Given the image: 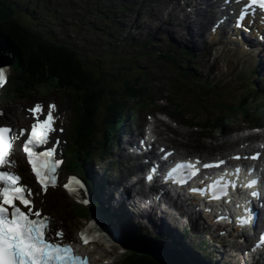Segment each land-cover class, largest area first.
Masks as SVG:
<instances>
[{"label": "snow or ice", "instance_id": "snow-or-ice-1", "mask_svg": "<svg viewBox=\"0 0 264 264\" xmlns=\"http://www.w3.org/2000/svg\"><path fill=\"white\" fill-rule=\"evenodd\" d=\"M250 3L264 10V0H250ZM245 16L244 12L239 14L240 18ZM251 22V21H250ZM264 40V37H259ZM7 55V53H0ZM6 67L0 66V85L6 82ZM41 108L37 104L30 111L35 115ZM54 105H48V115L46 118L36 121L31 125V130L27 133V139L23 141V151L27 156V162L35 175L36 181L40 185V191H45L49 184L54 186L56 176L55 170L61 161L53 158L54 148L49 147L44 151H35V146L44 145L48 142L49 133L52 128L54 117L52 110ZM21 135L24 129L20 130ZM12 129L8 126H0V166L10 163L8 157L12 149ZM239 159V157H236ZM255 159V156L252 157ZM219 163H224L220 161ZM213 165L205 164L204 167ZM194 165L183 162L177 163L166 174V179L173 175L185 173L188 176L194 175ZM186 170V172H185ZM155 172V169L152 170ZM239 172V169H236ZM149 175L146 179H151ZM186 180L181 178L179 183L184 184ZM219 184V182H216ZM232 185L235 181H230ZM257 183L253 179L247 187H252ZM228 184H220L218 192L226 194ZM65 189L72 195L78 196L79 190L84 188L83 183L76 177H71L64 185ZM209 187H213L210 185ZM199 191L202 189H190ZM32 190L21 182V178L6 170H0V264H87V258L76 255L71 250L70 243H62L63 233L60 230L52 237L49 228V217L41 218L40 211L33 212L31 196ZM251 197H258L257 191L250 193ZM87 201H85L86 203ZM219 218V217H218ZM255 213L250 207L245 208V215L238 216L237 221L241 225H247L254 221ZM91 229V231H89ZM103 233L90 222L80 233L82 243L100 240Z\"/></svg>", "mask_w": 264, "mask_h": 264}, {"label": "rangeland", "instance_id": "rangeland-1", "mask_svg": "<svg viewBox=\"0 0 264 264\" xmlns=\"http://www.w3.org/2000/svg\"><path fill=\"white\" fill-rule=\"evenodd\" d=\"M48 1L52 4L51 5H47V4L43 5V3L41 1V2H39V5L41 6L42 9H47L49 12L53 13L52 7L55 8L56 2L60 3V0H58V1L54 0V2H52L51 0H48ZM93 4H95V2L92 4H89V6L91 7ZM125 5L126 6H137L135 4L131 5L129 3H125ZM109 10H112V8H110ZM60 12L63 13V16H64L65 10L61 9ZM44 14H46V13H44ZM108 14L111 15V17H113L112 12H109ZM148 17H149V15L133 18V14L126 13L125 20H126V22H130V23L133 22L134 23V26H133L134 29L131 31L127 30V33H129L128 38H126L124 40V42L119 47L124 48L128 52L129 55L140 54L142 49H139V46H140L139 43H141V41L144 39L145 36H152L153 40L148 45V48L143 49V51H147L150 53L148 58H146L147 61L157 64L158 59L153 58L152 55H156V51H158L162 48L167 49L169 41L167 39L166 40L162 39V38H166V37H160L157 29L153 33H147L143 29V27H145V25H149V26L152 25L151 27H156L159 24L157 22V20L149 17L151 19L150 20ZM147 20H149V21H147ZM78 26H80V25L76 24V25H72L69 28L70 32H72V35H75L77 38L84 39L83 41L89 40L90 43H91V40L94 42V41H97L99 39H102L103 36H106V35H108V33H110L108 31H110V30L112 31L111 28L108 29L107 26H105V24H103V22H101V21L97 22V24H96L97 27H94V26L89 27L88 23L87 24L86 23L81 24L80 28H78ZM111 27H112V23H111ZM106 28H107V31H106ZM163 28L165 30H167L166 34L170 38H172L174 41H176V37L178 39V37L186 36L184 31L181 30L180 28L176 29V30L173 28L171 30H168L165 27H163ZM194 29L198 30L197 26H195ZM198 32H200V30H198ZM68 33H69V30H66L65 34H68ZM76 37H75V39H76ZM187 38L189 39V37H187ZM85 39H88V40H85ZM198 39H199V37H198ZM155 42H156V44H155ZM79 43H81V42H79ZM179 43H182V42L179 41ZM95 45H96V43H95ZM174 45H176V44H174ZM112 47H115V44H112ZM99 48L105 49L104 47H99ZM175 50H176V56L179 58V61L177 63L180 64V63H182V61L184 59L185 53H183L181 47H179L177 45L175 46ZM209 50L210 49H202V50L196 51L197 58L195 60L197 62L199 61V62L205 64L204 72H209L212 65L216 64L217 68L213 70V74H222V76H227L228 78L234 79L236 81L235 82L236 83L235 88L233 89V90H236V93H234L235 96H237V97L240 96V94L242 92L246 91L245 89L248 88L247 85H245L243 83H246V84L254 83V85H256L257 87H260L259 86L260 84L262 85V82H260V81L263 79V76H262L261 72L255 73V68H253V62H254L253 58L247 56L244 60H240L239 56H238L233 60L231 57L228 58V56H225V55L217 58L215 55L208 56ZM103 52H104L103 57L106 60L105 64L107 63V65L108 64L111 65V66L102 65L103 68L106 69V67H108V69H109V68L116 67L118 69L121 66L122 62L121 61L118 62L119 53L115 52V54H112V57L110 58L109 56H107L108 54L105 53V51H103ZM115 59H116V61H115ZM137 62H140V61L138 60ZM88 64L91 68H93L95 70V73L98 76L100 74V72L98 71L99 68L96 66V64L91 63V62ZM141 65L142 64L139 63V67ZM156 67L157 66H153V68H151L147 74V79L153 80L151 87H149V91H150V89H153V92H154V88H156L158 77L155 78V75H150V74L155 73V71L157 70ZM142 70H143V68H142ZM83 82H84V85L86 86V89L88 91L94 90L95 79H91V78L84 76ZM239 84H242V85H239ZM172 85L173 84H171V82H168V78L166 76H163L161 83H158V86L160 87L159 92H161L162 95H164V96L168 93V97H173V96L178 97V100L176 101L178 105L179 104H186V106L182 107L183 110H185V112L192 110L193 100L191 98L186 99L184 97L179 96V93L182 91V87H181L180 83L176 82V84H175L176 87H174L173 91H171ZM115 86H117V85H115ZM111 88H113V86L107 84L104 87L105 90H100V91L106 93V90L111 89ZM172 92L174 94H172ZM176 92H178V94H176ZM151 96H152V93H151ZM209 97H210V95H206V94L200 92L199 95L195 96V99L200 104L201 103L204 104L205 110L212 112V110H215V108L212 105H210L211 102L209 101ZM160 103H161V105L159 106V108L166 110L167 112H172L173 114H175L174 113L175 111L170 107L172 105V103L167 104V102L165 100H161ZM148 110H152V111L155 110L154 106H152L148 109H145V111H148ZM181 115H183V114H181ZM193 115H196V114L194 113ZM157 119H159L161 122V121H163L164 118H163V116H158ZM179 119L180 118L178 116L177 120H171V121L165 120L164 121L165 125L160 124V128L161 129L167 128L166 130L168 131L169 134L172 135L171 138L173 141L185 142V143H188L189 145H191L193 147H201L202 146L201 148H213V147H215L214 144L208 142L210 140L206 136H212L215 138L218 137L219 139L216 141L220 142V137L222 135L221 131L224 130L226 127L235 128V127H240L243 125V123L238 121L239 119L234 120V118L233 119L230 118L228 120V122H226L224 124V126L220 129H219V127H217V128L211 127V128H208L207 130H202L200 127H198L195 124H186L183 122H179L178 121ZM196 121H198V116H194L193 118L191 116L190 117L187 116V121H186L187 123L196 122ZM67 202H69V201H67ZM77 216H78V214L75 217V215L72 213V211H71V213H69V215L66 216V220L68 223H65V225H66V232L68 234H74L75 230L78 228L79 223L81 221H83V219H79ZM157 223H158V221H157ZM112 225L115 226V224H112ZM110 228L113 229V227H110ZM109 246L111 248H113L112 251H114V253H111L112 258H114L113 264H117V262L120 261L122 254L125 253L126 250H120L119 249L120 251H123V252L122 253L121 252L116 253L117 251L115 249L116 248L115 243H114V246L112 244H109ZM131 264H133V263H131Z\"/></svg>", "mask_w": 264, "mask_h": 264}, {"label": "trees", "instance_id": "trees-1", "mask_svg": "<svg viewBox=\"0 0 264 264\" xmlns=\"http://www.w3.org/2000/svg\"><path fill=\"white\" fill-rule=\"evenodd\" d=\"M89 3H91L90 0H87L85 2L86 5L88 4V7H89ZM10 10H16V7H14L13 5L7 6L5 9V12H9ZM32 13H33L32 10H29V14L31 15ZM73 14L75 13L68 12L66 14V17H67L66 21L64 18L61 19V23L64 28V29L61 28L62 31H64L65 29H68V27L65 24L66 23L71 24L70 19L71 17L73 18ZM23 17H24V14L20 18H23ZM2 19H5V16L0 14V22H2ZM97 22L98 21H95V22L92 21L91 22L92 26H95ZM5 25L10 26L9 29L11 30H9L8 28L6 30L5 29L3 30L10 32L11 35H12V32L13 34L17 35L15 27L18 28L22 26L21 29L23 28V30H28L24 38L25 39L24 41L41 43L43 49L45 48L44 50H41L40 48L34 47L33 50H35L36 53H34L29 58V67L33 68L31 69L32 76L35 77L34 79L36 81L43 82L44 84H48L52 86H67V87L75 88L79 90L85 87L84 82H83L84 75H82L80 72L87 71L91 74H93V72H91L90 68L86 66L85 64H80V66L74 67L73 62L71 61L70 58L65 57V56H60V57L56 56L57 54H63L62 51L64 50L62 47H56V45H58V40L56 39V35L50 36L49 34L50 32H46L40 28L29 29L28 24H26L25 21H20L15 18L12 20V22H9ZM0 27H5V26L0 23ZM47 38H49V42L46 41ZM22 44H23V40L21 43V49L23 48ZM23 51H24V48L22 49V52ZM81 60H85V58L82 57ZM157 257L158 259L156 260H154L153 258L151 259L142 258L143 260L134 261V264L162 263L161 257L159 256ZM163 257L170 264H188L182 261L174 260L171 254L167 252L163 255Z\"/></svg>", "mask_w": 264, "mask_h": 264}, {"label": "bare ground", "instance_id": "bare-ground-1", "mask_svg": "<svg viewBox=\"0 0 264 264\" xmlns=\"http://www.w3.org/2000/svg\"><path fill=\"white\" fill-rule=\"evenodd\" d=\"M100 0H98V1H96L95 3H98ZM142 0H138L137 2L136 1H133V0H122V2H123V4L125 5V3H129V4H131V5H140L142 2H141ZM156 1V0H155ZM205 2V1H204ZM183 3L185 4V3H187V0H183ZM190 3H192L191 1H190ZM204 5L205 6H208V3H204ZM188 6V5H187ZM155 7V6H154ZM192 8V7H191ZM52 12H53V9H52ZM154 11H152V13H153ZM157 13H160L161 11H156ZM221 15H223V13H222V10L220 9L219 11H218ZM259 12V11H258ZM156 14V13H155ZM260 14V13H259ZM149 15V14H148ZM110 17H111V15H109ZM113 16V15H112ZM130 16V15H129ZM254 16V18H255V20H256V22L257 23H259V24H262V22H263V18L261 17V16H259V15H256V14H254L253 15ZM225 17H226V15H225ZM112 18V17H111ZM149 18V17H148ZM127 19V18H126ZM150 19V18H149ZM151 20V19H150ZM147 21H149V20H147ZM146 22V21H145ZM153 22V21H152ZM177 22H180V23H182V21H177ZM228 20L226 21V24L228 25ZM133 23V22H132ZM101 24V23H100ZM137 24V23H136ZM150 24V23H149ZM186 25V23H184V24H182L181 26H185ZM102 26V25H101ZM152 26V25H151ZM232 27V26H231ZM190 28V24L189 23H187V29H189ZM97 29V28H96ZM101 29V28H100ZM108 29H110V28H108ZM148 30H152V28H147ZM256 29H257V35H253L249 40H250V42L253 44V45H256L257 47H255V49H260L263 45H264V40H262V42L260 43V38L259 37H264V30L261 28V27H256ZM113 31V30H112ZM111 30L110 31H108V32H110V34L111 35H113L114 34V32H112ZM230 36H228L227 37V41H234V39H233V37H232V28H230ZM104 33V32H103ZM113 33V34H112ZM173 33V32H172ZM217 35H218V32H213V34L211 35V37L212 38H215V37H217ZM159 36H160V34H159ZM177 38V37H176ZM167 39V38H166ZM153 40V39H152ZM253 42H252V41ZM235 42V41H234ZM155 44H156V42H155ZM161 44V43H160ZM86 66H88L89 68H90V70H91V72H93L95 75H96V73H95V70L93 69V68H91L90 66H89V64L87 65V64H85ZM211 67V66H210ZM98 81V80H97ZM14 114L15 115H18L19 117H23L24 118V115H25V108H16V109H14ZM158 131V133L159 134H161V132L159 131V130H157ZM242 135H239V138L241 137ZM17 140L19 141V137L17 136ZM80 192H81V194H82V197H83V199H85L86 198V192H85V190L84 189H80ZM190 225L187 227V230H189V228L191 229V225H192V223L190 222L189 223ZM80 226H81V229H82V227L83 226H85V223H81L80 224ZM112 230H114L116 233H118V234H120V235H123L122 234V232H120L118 229H116V228H114L113 227V229ZM257 236V235H256ZM256 238H258V240H260V241H262V242H264V240L263 239H261L260 237H256ZM68 239H70V240H74V241H76L77 240V236H74V237H71V238H68ZM109 244H112L113 246H114V243H108V242H106V241H104L103 239H100V240H96V241H91V243L90 244H88V243H85V245H82V247H81V251L83 252V253H87V254H91L92 255V261L93 262H95V263H98V264H112L113 263V261L114 260H112V256H111V253H114V251H112V249L113 248H111L110 246H109ZM116 247V246H115ZM114 259V258H113Z\"/></svg>", "mask_w": 264, "mask_h": 264}]
</instances>
